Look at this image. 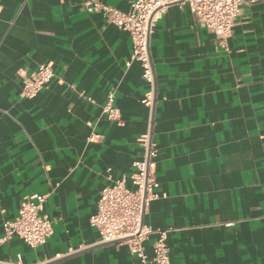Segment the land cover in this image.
I'll use <instances>...</instances> for the list:
<instances>
[{
  "label": "crops",
  "instance_id": "crops-1",
  "mask_svg": "<svg viewBox=\"0 0 264 264\" xmlns=\"http://www.w3.org/2000/svg\"><path fill=\"white\" fill-rule=\"evenodd\" d=\"M87 1L0 0V238L34 194L53 230L35 249L3 242L0 264H140L124 245L99 244L89 219L141 159L144 134L159 183L144 222L170 230V262L264 264V2L241 0L227 51L187 6L165 8L148 40V109L141 66H126L129 34L86 13ZM130 1L103 0L122 12ZM40 65L53 78L22 98ZM110 93L119 123L102 113Z\"/></svg>",
  "mask_w": 264,
  "mask_h": 264
},
{
  "label": "built area",
  "instance_id": "built-area-1",
  "mask_svg": "<svg viewBox=\"0 0 264 264\" xmlns=\"http://www.w3.org/2000/svg\"><path fill=\"white\" fill-rule=\"evenodd\" d=\"M171 5L187 6L196 22L212 33L218 46L227 51V41L240 14L241 0H131L126 12L105 4L103 0H89L83 4L86 13L101 14L107 23L129 34L132 55L126 66L129 67L131 62L141 66V77L151 87V91L141 100V104L148 109L152 108L154 92L148 40L155 22L164 9ZM53 76L50 66L40 65L24 81L20 96L28 100L35 98ZM102 113L108 120L120 122V112L113 106L112 93L107 96ZM100 141L99 134H91L86 139L91 144ZM140 142L143 151L141 159L133 163L129 176H122L101 190L89 224L97 231L99 244L124 245L140 264H172L166 245L170 230H154L144 222L149 203L158 198L159 183L155 177V145L149 134H144ZM45 200L46 196L37 194L24 198L14 220L2 222L0 244L17 237L31 249L44 245L53 234L51 221L43 213ZM152 236L155 237L152 256L148 257L145 243Z\"/></svg>",
  "mask_w": 264,
  "mask_h": 264
}]
</instances>
